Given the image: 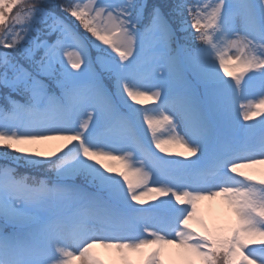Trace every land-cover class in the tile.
Masks as SVG:
<instances>
[{
  "label": "snow or ice",
  "instance_id": "6c2138e0",
  "mask_svg": "<svg viewBox=\"0 0 264 264\" xmlns=\"http://www.w3.org/2000/svg\"><path fill=\"white\" fill-rule=\"evenodd\" d=\"M0 100V264H264V0H0Z\"/></svg>",
  "mask_w": 264,
  "mask_h": 264
},
{
  "label": "rangeland",
  "instance_id": "374dc122",
  "mask_svg": "<svg viewBox=\"0 0 264 264\" xmlns=\"http://www.w3.org/2000/svg\"><path fill=\"white\" fill-rule=\"evenodd\" d=\"M53 143H56V142H53ZM177 150H179V149L173 148V151H177ZM260 168H264V165H257V166H255L254 169H244V170L245 171H248L250 174H256V175H258L259 174L258 169H260ZM204 203H207V202H204ZM213 204L215 205V202H213Z\"/></svg>",
  "mask_w": 264,
  "mask_h": 264
}]
</instances>
